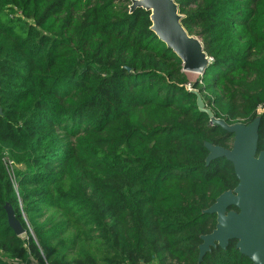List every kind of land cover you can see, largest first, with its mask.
<instances>
[{
    "label": "trees",
    "instance_id": "trees-1",
    "mask_svg": "<svg viewBox=\"0 0 264 264\" xmlns=\"http://www.w3.org/2000/svg\"><path fill=\"white\" fill-rule=\"evenodd\" d=\"M175 2L211 59L195 81L132 0H0V264H254L235 239L199 260L239 180L206 161L233 134L198 96L260 116L264 149V0Z\"/></svg>",
    "mask_w": 264,
    "mask_h": 264
},
{
    "label": "water",
    "instance_id": "water-1",
    "mask_svg": "<svg viewBox=\"0 0 264 264\" xmlns=\"http://www.w3.org/2000/svg\"><path fill=\"white\" fill-rule=\"evenodd\" d=\"M137 8L150 12L151 29L181 58L185 72L204 73L211 59L204 50L201 38L191 35L184 27L183 15L175 0H132L131 12ZM198 106L209 114L213 123L233 134L229 148L206 142L209 150L207 163L217 157H226L233 163L239 180L234 189L222 193L204 210L216 213L217 223L211 233L201 236L199 260L212 247L227 248L230 240L235 239L236 247L242 254L254 264H264V149L258 150L261 117L257 116L248 124H228L215 117L200 95ZM5 209L9 224L18 235H23L25 229L16 218L13 207L7 204Z\"/></svg>",
    "mask_w": 264,
    "mask_h": 264
},
{
    "label": "rangeland",
    "instance_id": "rangeland-1",
    "mask_svg": "<svg viewBox=\"0 0 264 264\" xmlns=\"http://www.w3.org/2000/svg\"><path fill=\"white\" fill-rule=\"evenodd\" d=\"M188 74H189V78H190L192 81L197 80V79L201 76L199 73H190V72H188ZM231 144H232V142H231Z\"/></svg>",
    "mask_w": 264,
    "mask_h": 264
},
{
    "label": "built area",
    "instance_id": "built-area-1",
    "mask_svg": "<svg viewBox=\"0 0 264 264\" xmlns=\"http://www.w3.org/2000/svg\"><path fill=\"white\" fill-rule=\"evenodd\" d=\"M12 163V162H11ZM13 176V175H12ZM37 264V263H36Z\"/></svg>",
    "mask_w": 264,
    "mask_h": 264
}]
</instances>
